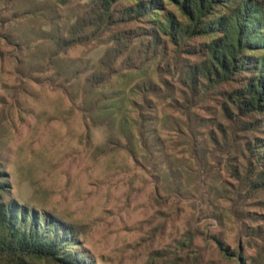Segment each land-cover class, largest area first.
Segmentation results:
<instances>
[{"label": "rangeland", "instance_id": "374dc122", "mask_svg": "<svg viewBox=\"0 0 264 264\" xmlns=\"http://www.w3.org/2000/svg\"><path fill=\"white\" fill-rule=\"evenodd\" d=\"M91 1L0 0L3 199L71 224L77 235L62 252L86 264H256L261 241L250 229L264 225V192L238 199L232 174L245 161L208 138L237 83L200 95L185 115L184 66L208 40L177 47L162 37L161 53L135 19L62 52L56 41ZM123 33L129 41H115ZM120 42L114 71L93 86L87 79Z\"/></svg>", "mask_w": 264, "mask_h": 264}, {"label": "trees", "instance_id": "16d2710c", "mask_svg": "<svg viewBox=\"0 0 264 264\" xmlns=\"http://www.w3.org/2000/svg\"><path fill=\"white\" fill-rule=\"evenodd\" d=\"M119 4L124 7L117 13L114 7ZM120 19L149 24L147 46L161 47V53L166 49L162 37L177 47L196 37L208 40L190 51L197 60L186 61L184 66L182 83L189 92L182 93L184 104L180 109L189 114L200 95L236 82L237 86L223 95L220 104L223 121L217 123L218 133L210 132L208 138L226 156L234 154L230 159L245 161L243 174L239 175L236 169L232 174L237 182L238 199L242 192L249 197L264 192V1L92 0L89 10L75 20L66 36L58 38L56 45L65 52L73 45L86 44L101 28ZM121 38L129 41L128 33L119 35L115 41ZM125 48L124 42H120L107 49L99 60V70L87 81L93 86L105 81ZM148 85L147 92L156 93L160 89ZM191 115L188 119L197 124L199 121ZM229 162L227 165H231ZM8 193L0 164V264H86L69 252H62V247L70 243L69 237L77 235L71 224L46 214L41 217L15 202L5 201L3 195ZM250 231L251 236L261 241L254 261L264 264V225ZM218 247L229 254V248L221 242Z\"/></svg>", "mask_w": 264, "mask_h": 264}]
</instances>
